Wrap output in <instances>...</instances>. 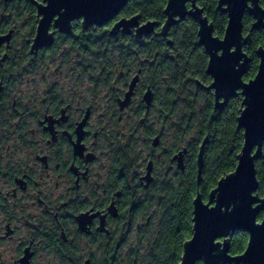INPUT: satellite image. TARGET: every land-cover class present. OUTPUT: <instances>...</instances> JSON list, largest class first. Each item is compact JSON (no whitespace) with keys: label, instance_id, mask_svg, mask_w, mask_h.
<instances>
[{"label":"flooded vegetation","instance_id":"af4514ba","mask_svg":"<svg viewBox=\"0 0 264 264\" xmlns=\"http://www.w3.org/2000/svg\"><path fill=\"white\" fill-rule=\"evenodd\" d=\"M12 1L0 0V264H126L156 246L165 192L197 175L204 140L205 161L207 119L242 95L215 107L193 14L166 25V5L161 20L125 5L66 32L54 16L52 40L35 46L39 0ZM185 5L213 27L199 0ZM132 16L128 32H110Z\"/></svg>","mask_w":264,"mask_h":264},{"label":"water","instance_id":"95a60500","mask_svg":"<svg viewBox=\"0 0 264 264\" xmlns=\"http://www.w3.org/2000/svg\"><path fill=\"white\" fill-rule=\"evenodd\" d=\"M129 0H46V4L48 5L45 8L42 4H38V12L42 14V18L39 21L37 28V35L34 39V45L38 46L41 44H48L52 38L50 34H47V29L49 26V21L53 18V15H50L52 12H55L56 16H62V20H54L55 26L58 27L61 31H68L70 28V22L74 19L82 18L83 24L85 26L89 25H102L106 23L110 18H112L115 14H117L128 2ZM187 1L191 2V6L195 7V0H167V4L165 7V13L167 16L166 25L170 23H174L176 21L175 17L178 16V13H182L179 15V18H183L186 14H193L199 23L198 29V37L199 44L202 45L205 49L206 54L209 56L208 64H207V73L211 75L213 81L210 85V88L214 90L215 94V107L222 109L228 100L237 95V91H240L242 95V109L237 117V126L242 129L243 132V143L241 146V151L239 154L247 151L246 144V133L248 129L245 125L253 118V114L248 112V100L244 95V92L240 89H237L236 94L224 95L221 94L217 89L219 85L214 84L216 81V75L214 72L217 70L216 59L217 57H213L212 51L209 47V33L212 38L214 37L212 34L213 27L211 23H208L206 17L202 16V11L195 7L194 9L187 10L185 3ZM231 4V6H230ZM219 0L218 6L224 8V12L227 14V24L224 30V35L222 38H217L215 40L216 44H223L227 42H233L237 39V31H238V39L241 42V48L239 50V55L243 63L240 65V71L242 73L241 80L243 81V75L246 73V65L249 62V58L245 52H243V23L242 19L245 12L252 14L255 18V21L252 24L253 29L262 28L264 29V22L261 21V17L264 16V7L261 8L258 4V0H248V3H245V0ZM249 4L251 7H249ZM137 16H132L129 19L121 18L117 21L111 28L110 32L112 34L116 33L117 30L122 26L123 32H128L129 28L136 24ZM155 21H148L145 24L141 25L136 29L137 36H141L142 33H149L152 30V27L156 25ZM4 39V37H0ZM235 43H233V47H235ZM229 55H236L235 53H231L229 50ZM257 57L259 59V63L257 66V71L253 78L255 81H259L264 79V45L261 46L257 52ZM253 78L249 79L250 83H254ZM227 83V81H226ZM243 88H247L248 85H242ZM219 98H222V101H219ZM258 103V98H257ZM205 146V140L202 142L200 146V150L197 156V184H199L201 180V172L203 168V151ZM253 151H256L254 148ZM262 154V149L258 153L257 157L249 156V172L256 173L255 161L258 160L259 156ZM239 164V155L237 157V164L235 166L236 170ZM233 170V171H234ZM232 171V172H233ZM230 172V173H232ZM228 175V174H227ZM227 175L221 177L216 186L209 192L208 200L212 203H216L218 198L214 194L213 190L218 189V185L223 184V178ZM253 183H258V180ZM205 200L202 198L199 192H196L193 200H192V235L189 240H187L183 245V254L181 256V260L179 264H190V262L194 261V264L197 262H201V264H261V257L258 250L253 252L252 255H249L246 252V249H251L252 245L250 243L249 238L252 237V233L247 230L246 227L236 224V223H225L223 225L212 224L206 235L201 236V241L196 247V250L193 252L191 256H189V250L193 248V240L197 236V232L203 227V217H202V209L205 207ZM208 211L214 212L215 209L211 208L208 205ZM223 211V209H221ZM237 231H243L247 233L248 240L243 251L244 255H231L229 253V238L232 234ZM219 233H224L223 235ZM207 235H215L216 241L223 240L224 243L216 244V247L220 251H209L207 247ZM215 243V241H214ZM199 257V259H194V257Z\"/></svg>","mask_w":264,"mask_h":264},{"label":"trees","instance_id":"16d2710c","mask_svg":"<svg viewBox=\"0 0 264 264\" xmlns=\"http://www.w3.org/2000/svg\"><path fill=\"white\" fill-rule=\"evenodd\" d=\"M218 0H199V5L203 8L204 14L213 23L214 35L222 37L227 23V16L217 8ZM167 0H129L123 8V13L131 14L139 12L144 19H159L163 15V9ZM260 5H264V0H260ZM13 8H27L30 5L25 0H13ZM244 43L243 50L250 57L247 72L244 79L253 77L257 71L258 57L257 50L264 45V29H253V18L245 14L243 19ZM186 28L193 30V24L189 23ZM196 39V37H195ZM160 48V45H158ZM94 55L103 56L99 53L96 45ZM240 98H232L228 104L227 112L224 111L213 123L207 119L205 131L210 134L211 139L206 146V156L201 173L199 185H196V174L189 176L185 184L172 186L165 192L163 206L162 226L157 235V243L152 251L142 253L132 258L126 264H179L183 254V245L192 235V200L199 192L202 198L207 201L209 192L216 186L217 181L232 172L237 164V157L241 151L243 143V132L238 128L236 118L242 107ZM261 156H264L262 149ZM256 173L264 169V160L255 161ZM261 187L257 189L260 195H264V180L257 177ZM248 240L247 233L237 231L229 238V253L238 255L245 250ZM196 264H201L197 262Z\"/></svg>","mask_w":264,"mask_h":264},{"label":"snow or ice","instance_id":"6c2138e0","mask_svg":"<svg viewBox=\"0 0 264 264\" xmlns=\"http://www.w3.org/2000/svg\"><path fill=\"white\" fill-rule=\"evenodd\" d=\"M227 2L230 4V0ZM39 3L45 8L48 7L44 0H39ZM245 3H248V0H245ZM249 7H251L250 4ZM50 15L56 16L57 14L52 12ZM177 15H182V13ZM62 19V16H57V20ZM261 21L264 22V16L261 17ZM216 39L212 38L209 33V47L213 57H217V70L214 72L217 79L214 84L219 85L217 90L224 95L236 94L237 89L242 90L248 100V112L253 114V118L245 125L248 129L246 133L247 151L238 154V168L223 178V184L218 185L219 191L213 190L218 198L217 202H205V207L202 209L203 227L193 240V248L189 250V256L196 250L201 236L206 235L212 224L223 225L234 222L246 227L252 233V237L249 238L252 248L245 251L252 255L258 250L261 264H264V195H260L257 191L261 184L253 183L257 177L264 180V169L258 170L257 173H250L248 160L249 156L257 157L261 149H264V79L255 81L253 78L254 83L241 80L240 65L243 61L239 55L241 42L238 39V31L237 39L233 42L226 41L218 45L215 42ZM233 43H235V47H233ZM229 50L236 55H229ZM242 85H248V87L243 88ZM254 148L256 151H253ZM258 158L264 160V156ZM208 205L215 211H208ZM219 234L223 235L224 233ZM206 240L210 252L220 251L216 244L224 243L223 240L216 241L215 235H207ZM238 255L243 256L244 253H238ZM194 259H199V257H194ZM190 264H194V261Z\"/></svg>","mask_w":264,"mask_h":264}]
</instances>
